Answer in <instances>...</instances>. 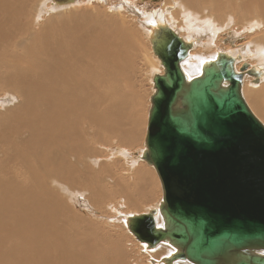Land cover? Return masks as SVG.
Masks as SVG:
<instances>
[{"label":"bare ground","instance_id":"obj_1","mask_svg":"<svg viewBox=\"0 0 264 264\" xmlns=\"http://www.w3.org/2000/svg\"><path fill=\"white\" fill-rule=\"evenodd\" d=\"M56 1L0 0V264H116L126 252L118 261L111 255L117 242L106 238L102 222L89 221L87 204L98 209L112 189L126 187L95 149L108 144H118L108 161L120 159L139 182L136 197L149 199L135 162L144 150L123 152L142 132L143 83L153 93V75L162 73L148 47L140 54V35L150 45L158 26L176 33L177 16L185 34H176L192 44L181 67L192 78L215 57L209 49L216 36L227 32L225 40L237 46L221 53L240 58L236 72L243 63L258 71V83L264 78V0H160L162 8L153 12L119 0L118 7L108 6L111 15L91 7L106 9L110 0ZM232 27L246 34L254 29V38L244 41ZM253 58L256 64L247 61ZM252 107L264 122V108ZM120 191L125 205L137 209L135 197ZM74 202L88 212L79 215ZM142 248L156 262L171 252L162 244L152 252Z\"/></svg>","mask_w":264,"mask_h":264},{"label":"water","instance_id":"obj_2","mask_svg":"<svg viewBox=\"0 0 264 264\" xmlns=\"http://www.w3.org/2000/svg\"><path fill=\"white\" fill-rule=\"evenodd\" d=\"M149 42L162 73L152 78L141 160L162 195L127 217V230L147 250L171 248L152 264H264V125L242 96L243 77L257 83L260 73L246 63L236 72L240 58L217 53L190 78L181 63L191 43L164 25Z\"/></svg>","mask_w":264,"mask_h":264},{"label":"rangeland","instance_id":"obj_3","mask_svg":"<svg viewBox=\"0 0 264 264\" xmlns=\"http://www.w3.org/2000/svg\"><path fill=\"white\" fill-rule=\"evenodd\" d=\"M80 1L81 0H79V2ZM132 1L135 2L136 5L139 6L138 8H140L141 10L146 11V12L159 11V9L162 8V7H158V5H159L158 3L160 0H132ZM78 5L82 6L83 3L81 2ZM119 5H120L119 0H110L107 4L106 9H104V7L102 5H96V3H91L92 8L93 7L95 9L97 8L102 13H104V11H105L109 15H111V12H109L107 10L108 6L118 7ZM91 7H87V9H90ZM172 18L175 22L174 26H172V27H174V29L176 30V33L180 37H184L185 33H181L179 30V26L177 24V22L179 20H178L177 16H172ZM164 25L168 26L167 24H164ZM134 28L137 30L138 29L137 25H135ZM230 29H234L238 32L240 30L239 28L236 29L234 27H232ZM230 29H229V31H230ZM262 31H264V28ZM226 33L227 32H224V31L220 32L216 36V38L212 44V48L209 49V51L214 50V52H215L214 56H216L217 53L228 51L229 49L233 50L234 47L237 46L234 42L229 43L228 40H225L227 37V35H225ZM239 33H242V32L240 31ZM254 34H255V31H254V29H252L251 32H248L247 34L242 33L240 35L244 41H248V40L254 38ZM140 37H141L142 43H144V45L141 46L140 54L142 56H146L145 51L148 47V51H149L148 53H149L150 57H153L156 60V56H154L152 51H151V45H149L148 41L146 40V38L142 34L140 35ZM209 37H211V36L208 35V36L202 38L201 43L204 45V42L206 40H208ZM138 48L140 50V47H138ZM197 51L201 52V51H203V48H198ZM141 55H138V57H142ZM247 61H250L249 62L250 64H256L257 63L254 58L252 60L248 59ZM245 79H247V81H245V83L243 81V84H245V85L242 84V96H243L246 104L248 105L249 109L254 114V116L264 125V122L256 115V113L252 107V105L254 103H257L258 105H260L261 107L264 108V78L260 82L255 83V84L251 83V78L249 76H246ZM142 91H145V93H146L145 94L146 98H145L144 104H143L142 132L139 133V135L137 137V141L130 147V149H127V150L123 149V152L126 154H129V155L130 154L133 155L134 153H137L138 155H140L141 151L144 150L143 145H144V138H145V134H146L148 110H149V103H150L148 98L150 95H152L151 84L144 82L143 87H142ZM11 102H14V99H12ZM117 148H118V144H108V145H105L104 147H101L100 145H96V147H95L96 151L100 152L102 156H105L104 161L107 164L109 163V165L111 166L110 168H112L113 170H116L118 172L123 186H126V187H125V189L120 188L118 191H115L114 189H112L110 191L111 198L106 200V204L101 203V205L98 207V209H96L94 206H92L90 204H87V206L91 210V212L88 213V218H89L90 222H96L97 224H100L102 222V224H104L103 226H105L103 233L108 234L106 236V238L111 240L113 243L117 242V246H118L117 251H114V250L111 251V255H114V258L117 259V261L120 259L119 255L126 252V258L122 259V261H119L116 264H147V263L149 264L150 258L139 252L141 249L143 250V248H142L143 246H142V244L138 243L136 241V239L127 230V228L125 226L124 217L130 216L132 214L146 213L149 209L154 208L157 205V203L160 201L161 195H162L160 183H159L158 177L156 175V172L149 165H147L144 161H141L140 159L135 160V162L138 163V166H139V169L141 170V172L142 173L144 172L142 175L146 181H145V184H143V186L148 187L147 189L144 190L145 191L144 194L148 193L149 199L144 200V199H141L140 197H136L137 196L136 192L138 191L137 184H139L138 180L136 178H134L133 174H130L128 172L127 168H125L124 165H122V161L120 159H111L110 161H108L109 152L112 149H117ZM120 190H126L128 193H130L131 195H133L135 197L134 199L138 203L137 209H132V208H129L125 205V203H124L125 199L121 195ZM74 210H75V212H78L79 215H81L84 211L88 212L87 208H85L84 204H82L81 202H79V203L74 202ZM115 212H117V214ZM121 216L123 218H121ZM106 219L108 221L112 220V222L109 223ZM120 219L122 221H118ZM162 245H164V247H166L167 249L170 248L168 245H165V244H162ZM119 248H122V251L119 252L118 251ZM169 250H171V248ZM150 251L152 252V250H149V251L146 250L145 252H150ZM167 252L168 251H166L164 256L167 255ZM162 256L163 255L157 256V257L160 258ZM185 264H187V263H185Z\"/></svg>","mask_w":264,"mask_h":264}]
</instances>
